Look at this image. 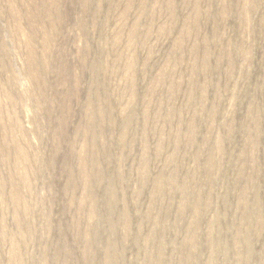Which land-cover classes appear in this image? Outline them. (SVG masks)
Returning <instances> with one entry per match:
<instances>
[{
  "label": "rangeland",
  "instance_id": "374dc122",
  "mask_svg": "<svg viewBox=\"0 0 264 264\" xmlns=\"http://www.w3.org/2000/svg\"><path fill=\"white\" fill-rule=\"evenodd\" d=\"M0 264H264V0H0Z\"/></svg>",
  "mask_w": 264,
  "mask_h": 264
}]
</instances>
